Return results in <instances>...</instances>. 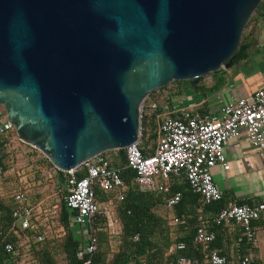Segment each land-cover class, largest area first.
Returning a JSON list of instances; mask_svg holds the SVG:
<instances>
[{
  "label": "water",
  "instance_id": "obj_1",
  "mask_svg": "<svg viewBox=\"0 0 264 264\" xmlns=\"http://www.w3.org/2000/svg\"><path fill=\"white\" fill-rule=\"evenodd\" d=\"M263 0H0V106L59 171L146 139L141 106L228 70Z\"/></svg>",
  "mask_w": 264,
  "mask_h": 264
},
{
  "label": "built area",
  "instance_id": "obj_2",
  "mask_svg": "<svg viewBox=\"0 0 264 264\" xmlns=\"http://www.w3.org/2000/svg\"><path fill=\"white\" fill-rule=\"evenodd\" d=\"M168 93H164L163 98ZM159 103L160 100L148 96L141 106V118L149 115ZM179 103L181 101H177ZM162 107L152 151L143 154L140 141H136L122 150L124 164L119 159L115 163L107 153L99 154L78 168L63 172L64 185L61 188L57 177L59 170L53 165L42 167L36 163L41 155L44 156L39 150L30 146L37 156L32 152L34 158L27 165L19 163L20 155L15 143H24L18 139L4 107L0 106V200H12L14 203L12 216L18 226L16 248L18 252L22 250V264H36L28 230H40L33 238L34 243L60 239L64 235L58 206L59 194L64 191L67 192V208L74 212L70 226L78 228L80 236L76 251L78 264H96L98 233L107 232L110 243L121 233L116 206L127 188L122 178L126 168L136 172L133 181L139 190L163 195L168 209L176 206L182 198L180 191L171 190L173 179H186L191 191L200 195L202 205L197 209L198 225L193 242L206 251L207 263H228L225 254L210 247L216 238L215 227L235 226L237 247L245 244L250 251L257 245V230L253 223L264 217V198L251 204L230 203L212 214L205 213L204 206L223 197L215 185L212 169L217 165L224 170L229 169L223 150L227 140L244 135L260 155H264V87L257 89L250 98L230 97L217 113H201L198 107L174 108L172 104ZM145 146L150 150V145ZM117 152L114 151L116 156ZM78 172H84V175L79 177ZM97 188L115 196L100 201ZM185 223L183 215L169 216L170 226ZM134 239L138 240V235ZM16 248L12 242L4 244V250L9 254L17 253ZM185 248L184 243H176L170 246L167 254ZM238 258L236 264H251L253 261L250 254L239 255ZM177 264H199V259L181 255Z\"/></svg>",
  "mask_w": 264,
  "mask_h": 264
},
{
  "label": "trees",
  "instance_id": "obj_3",
  "mask_svg": "<svg viewBox=\"0 0 264 264\" xmlns=\"http://www.w3.org/2000/svg\"><path fill=\"white\" fill-rule=\"evenodd\" d=\"M264 16V0L259 5L258 9L255 11L251 17L248 26L258 19L260 16ZM245 29V30H246ZM251 42L246 41V34L244 32L241 43L235 53L234 63L245 59L248 56V50L251 46ZM223 69L217 70L211 74L213 76V84L209 87L201 83L202 79L199 80L195 87L189 86L188 82H178L183 83L184 92L185 90L196 91L198 95L202 98H208L211 95L218 93L225 85L228 83V77ZM164 88H167L165 86ZM162 89V88H161ZM165 90V89H163ZM162 90V91H163ZM178 94L182 95L184 92L178 90ZM155 91L149 96L153 97ZM174 94H176L174 92ZM173 93H168L164 100L167 102L166 105H170L173 102ZM201 113H210L207 104L197 108ZM163 112V107L159 103L155 109H153L149 115H143L141 118V132L142 137L145 139L154 140V144L157 139V129L158 123L161 120V113ZM150 128L151 133L148 134V129ZM140 149L143 154H148L150 152L147 146L140 143ZM113 152L114 151H109ZM106 152V153H109ZM103 153V154H106ZM117 156L115 155L114 162L120 156V160L124 164L125 157L123 151H118ZM34 156L37 153L34 151ZM36 163L42 167H51L52 164L44 156H40ZM84 172H78L77 176L81 177ZM136 172L131 168H126L122 172V178L127 186L124 191L123 199L118 201L116 206V216L121 225L120 233V246L119 249L112 253L110 258L106 255L108 253V248L102 250L101 244L105 241L107 245L108 234L107 232H99V250L94 258L96 264H177V259L181 255L188 257L195 256L199 259V264H209L206 262L205 254L206 251L202 246H197L193 242L194 233L198 225V214L197 209L202 205L201 197L199 194L193 193L188 186L186 179L179 178L172 180V192L180 191L182 194L181 201L174 206L172 211H174L175 216H185L186 223L179 225L184 232L183 235L177 236L175 239L168 235H164V229L170 227L169 216L162 217L155 213V210L161 206H165V198L161 194L149 193L146 191L139 190L134 184V177ZM39 176V173H37ZM57 177L59 180V187L64 185V177L62 171H57ZM49 193V192H48ZM97 197L99 200H107L108 198L114 197V193H105L97 188ZM67 192L64 191L60 193V199L58 201L59 206V222L64 227L65 233L60 239H45L41 242H33L34 236L40 233V230H28V234L31 238V253L36 262V264H56L54 259V253L57 248L64 253L67 264H78L79 261L76 258V251L79 247V234L75 227L70 226V219L74 212L67 208L65 203V197ZM40 198L41 196L38 195ZM14 203L10 201L0 200V264H22L21 254L22 250L18 252L17 247V234L18 226L12 216V209ZM166 207V206H165ZM224 207L222 200L213 201L210 204L204 206V211L207 214H212L219 211ZM221 227H215L216 238L210 244L213 249H219L222 254L225 252L222 250V236L218 233ZM138 235V240L134 237ZM160 237L158 238V236ZM162 239V240H161ZM12 242L17 250L15 254H9L4 250V244ZM176 243H184L186 245L185 250H174L171 254H167L168 249L171 245ZM248 253V246L243 244L239 247L238 255H246ZM239 260V258H238ZM236 260V263L237 261ZM235 263V264H236ZM229 264V263H226ZM251 264H263V262L252 261Z\"/></svg>",
  "mask_w": 264,
  "mask_h": 264
},
{
  "label": "crops",
  "instance_id": "obj_4",
  "mask_svg": "<svg viewBox=\"0 0 264 264\" xmlns=\"http://www.w3.org/2000/svg\"><path fill=\"white\" fill-rule=\"evenodd\" d=\"M246 41L251 42L248 50V56L233 64L229 70H225L228 77V83L218 93L202 98L200 95H192L186 93L183 100H173L172 106L196 108L203 104H207L210 113H217L223 106L226 95H221L220 101L218 94L226 89H230L231 95L233 91H237V95L233 97L250 98L251 95L259 88L264 87V16L258 17L253 26L246 34ZM173 92V90H165ZM164 93H160L164 94ZM199 97V98H198ZM177 101L181 103L177 104ZM155 147L150 145V151ZM224 154L229 162V169L224 170L221 165H217L212 169L215 185L222 192V202L224 206L230 203H254L264 198V155H260L255 147H253L244 135L238 138L227 140L223 146ZM112 198V197H110ZM104 201V200H100ZM174 214L170 210L168 216ZM254 226L257 230L258 243L248 251L253 261L264 263V217L255 221ZM177 232L174 231L175 238L184 234L181 228L177 226ZM222 236V250L228 258L229 264H235L238 260L239 247L235 244V226H223L218 231ZM174 238V239H175ZM110 258L111 253L106 255Z\"/></svg>",
  "mask_w": 264,
  "mask_h": 264
},
{
  "label": "rangeland",
  "instance_id": "obj_5",
  "mask_svg": "<svg viewBox=\"0 0 264 264\" xmlns=\"http://www.w3.org/2000/svg\"><path fill=\"white\" fill-rule=\"evenodd\" d=\"M253 23H254V21L248 26V28L244 31L245 32V34H247L248 33V31H249V29L253 26ZM224 70V69H223ZM229 70V69H228ZM213 80H214V78H213V76H211V75H209V76H207V77H205V78H202V81H201V83L202 84H204L205 86H207V87H209V86H211L212 84H213ZM184 85H183V83H178V82H172V83H170L168 86H167V88H162V89H159V90H157V91H155V93H154V95H153V97L154 98H156V99H158V100H160V103H161V105L162 106H166V101L164 100V98H163V94H161V95H159V92L161 93H164V91L165 90H173V100L175 101L176 99H178V100H183V97L184 96H186V93L187 92H190L192 95H198V93L196 92V91H192V90H185V92H184ZM163 89H165V90H163ZM163 90V91H162ZM178 90H180V91H183L184 93L182 94V95H180V94H178ZM231 91L232 90H230V89H226L225 91H222V93H220V94H218V100L220 101V99H221V95H226L227 97H226V100H225V102L230 98V97H232V96H234V95H237V91H233V93H234V95H231L230 93H231ZM174 92L176 93V94H174ZM199 98V97H198ZM224 102V103H225ZM148 131V134H150L151 133V131H150V128L147 130ZM146 145H151V146H154V140H152V139H146ZM15 145H17V148H18V153H19V155H20V158H19V163L21 164V165H27L28 164V162L31 160V159H33L34 157H33V155H32V152H34L33 151V149L30 147V146H28V145H25V144H22V143H20V142H16L15 143ZM109 156H110V158H112L113 160H114V158H115V153H113V152H109V153H107ZM119 160H120V156H119V158H118ZM111 197V196H110ZM155 213L156 214H158V215H160V216H162V217H167L168 215H169V213H170V209H168V208H166L164 205H161V206H159L156 210H155ZM177 228V226H170V227H166V229H164V235H168V236H170L171 238H175V236L176 235H174L175 233H174V231L175 232H177V230L178 229H176ZM160 237V235L158 236V238ZM162 240V239H161ZM105 246H107V248H108V251H109V253H114V252H116L118 249H119V246H120V236H117V237H115L114 239H113V241L110 243L109 242V239H108V241H107V245H105V241L104 242H102V244H101V248H102V250H104L106 247ZM54 259H55V261H56V264H67V262H66V258H65V255H64V253H62L58 248H57V250L55 251V253H54ZM264 264V263H263Z\"/></svg>",
  "mask_w": 264,
  "mask_h": 264
}]
</instances>
